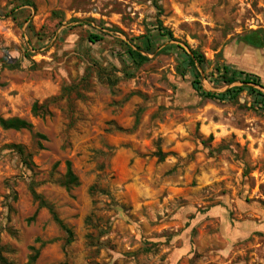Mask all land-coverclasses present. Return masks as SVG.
Wrapping results in <instances>:
<instances>
[{
  "label": "rangeland",
  "instance_id": "1",
  "mask_svg": "<svg viewBox=\"0 0 264 264\" xmlns=\"http://www.w3.org/2000/svg\"><path fill=\"white\" fill-rule=\"evenodd\" d=\"M240 38L264 46V0H0V118L47 138L40 149L29 131L0 126L5 255L27 264L35 246V264H264V88L221 77L227 66L245 78L226 53ZM194 52L203 62L190 64ZM196 79L208 92L245 88L212 100ZM36 103L50 115L34 116ZM12 145L33 153V170ZM66 161L80 181L70 192ZM32 185L72 229L70 245L47 209L29 221Z\"/></svg>",
  "mask_w": 264,
  "mask_h": 264
},
{
  "label": "trees",
  "instance_id": "2",
  "mask_svg": "<svg viewBox=\"0 0 264 264\" xmlns=\"http://www.w3.org/2000/svg\"><path fill=\"white\" fill-rule=\"evenodd\" d=\"M30 5H32L31 2H27ZM160 31H162V33H164V36H169L170 38L173 37L172 33L170 31H165V29L163 28V26H161ZM91 39H94L95 42H98L101 40V38H99L98 36H91ZM129 55L131 56L132 59H134L135 61L143 64L149 61V58L147 56L142 55V53L138 50H133V49H129L128 50ZM189 62L191 65H195V63H201L203 62L204 57L202 55L196 54L195 52L193 53L192 56L188 57ZM228 67H224L223 68V73H222V81L228 85H231L237 81H240L242 84L245 85V87L247 85H256V86H261L264 88V86H262L260 84V77L256 76L254 74H250V73H246L243 71H239L240 75H245V78H238V76L235 74H232L231 76H229V72H228ZM193 87L196 89V91L199 93L200 96L204 97V98H208V99H212V100H225L228 99L227 97L230 96L229 99H233L234 97H236L241 91H243V89L245 87H239V88H232L227 90L225 93H214V92H208L206 90L203 89V87L201 86V83L199 81V79H196L193 82ZM32 113L34 116H41V117H46L48 115H50L49 109H48V105L46 103L39 105L38 103H36L33 108H32ZM0 126L4 129V130H14V131H22V130H26L29 131L33 138L36 139L38 141V146L40 149H44L43 145H42V141H46L47 138L45 135L41 134V133H37L34 132V126L31 122L21 119V118H17V117H12V118H0ZM11 149H13L17 155L20 158L21 163L23 164L24 167H26L29 170H33L35 167L34 161H33V153L28 151L24 146L22 145H12L10 146ZM158 156L161 157V159L164 158L163 154L158 153ZM62 186L68 191H72L73 189L79 187L80 185V181L78 176L75 174V172L73 171V167H72V163L71 161H66V172L65 175L61 181ZM30 190L31 193L33 195V198L36 202H38V209L36 210L35 214L30 218V222L34 221L39 213L40 209H47L50 214L52 215V218L54 220L55 223H57L59 225V227L65 232L66 234V246L70 245L73 242V231L72 229L59 217V215L57 214L55 207L48 201H46L40 194L37 193V191L35 190V187L32 185L30 186ZM30 250V254L28 256V262L27 264H35L40 256V250L41 248H36L35 246H31L29 248ZM6 252H10L9 248H7L6 246L0 245V264H14L13 260H11L10 258H8L5 253Z\"/></svg>",
  "mask_w": 264,
  "mask_h": 264
},
{
  "label": "crops",
  "instance_id": "3",
  "mask_svg": "<svg viewBox=\"0 0 264 264\" xmlns=\"http://www.w3.org/2000/svg\"><path fill=\"white\" fill-rule=\"evenodd\" d=\"M230 65L239 67L246 73L262 75L264 73V46L257 45L246 38L234 40L226 51ZM261 61L263 70L257 68V60ZM246 60H249L246 62ZM241 71V70H240ZM264 77V76H263ZM255 231L253 229L250 233ZM264 232V228L261 229Z\"/></svg>",
  "mask_w": 264,
  "mask_h": 264
}]
</instances>
